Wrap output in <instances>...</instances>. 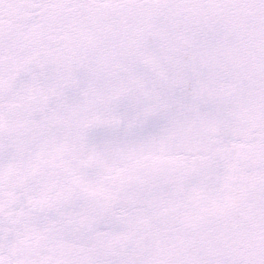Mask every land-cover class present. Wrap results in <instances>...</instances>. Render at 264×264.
<instances>
[{
  "label": "snow or ice",
  "instance_id": "6c2138e0",
  "mask_svg": "<svg viewBox=\"0 0 264 264\" xmlns=\"http://www.w3.org/2000/svg\"><path fill=\"white\" fill-rule=\"evenodd\" d=\"M0 264H264V0H0Z\"/></svg>",
  "mask_w": 264,
  "mask_h": 264
}]
</instances>
